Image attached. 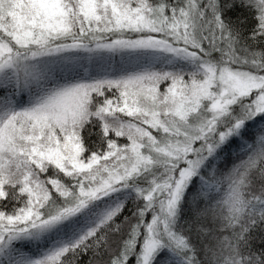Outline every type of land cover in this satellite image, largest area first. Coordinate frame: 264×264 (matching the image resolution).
Returning <instances> with one entry per match:
<instances>
[{"label":"snow or ice","instance_id":"obj_1","mask_svg":"<svg viewBox=\"0 0 264 264\" xmlns=\"http://www.w3.org/2000/svg\"><path fill=\"white\" fill-rule=\"evenodd\" d=\"M0 264H264V0H0Z\"/></svg>","mask_w":264,"mask_h":264},{"label":"trees","instance_id":"obj_2","mask_svg":"<svg viewBox=\"0 0 264 264\" xmlns=\"http://www.w3.org/2000/svg\"><path fill=\"white\" fill-rule=\"evenodd\" d=\"M101 63H103V62H101ZM94 69L97 70V71L100 70L99 68H96L95 66H94ZM255 235H256L257 237H259V236L261 235V233L257 232ZM259 246H260V244L257 242V247H259ZM85 259H86V258H85Z\"/></svg>","mask_w":264,"mask_h":264}]
</instances>
